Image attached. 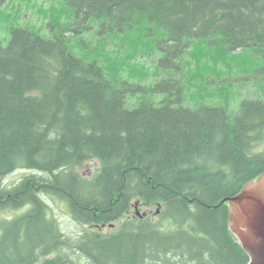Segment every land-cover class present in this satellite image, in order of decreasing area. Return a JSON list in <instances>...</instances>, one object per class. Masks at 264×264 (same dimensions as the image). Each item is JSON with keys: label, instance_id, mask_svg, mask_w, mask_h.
<instances>
[{"label": "trees", "instance_id": "trees-1", "mask_svg": "<svg viewBox=\"0 0 264 264\" xmlns=\"http://www.w3.org/2000/svg\"><path fill=\"white\" fill-rule=\"evenodd\" d=\"M60 1L67 30L11 28L0 42V211L24 210L0 221V264H248L220 202L264 172V86L233 105L193 101L182 58L199 42L217 60L249 51L264 62V0ZM90 28L144 30L157 70L174 72L149 87L109 78L68 49L67 33ZM90 161L99 168L86 180L76 168ZM17 170L34 174L7 185Z\"/></svg>", "mask_w": 264, "mask_h": 264}, {"label": "rangeland", "instance_id": "rangeland-1", "mask_svg": "<svg viewBox=\"0 0 264 264\" xmlns=\"http://www.w3.org/2000/svg\"><path fill=\"white\" fill-rule=\"evenodd\" d=\"M49 23L59 24L67 30V25L71 24L69 7L60 0H0V42L3 46L7 45L11 28L26 27L45 38L51 37L52 32L58 35L57 28L52 30L53 25L49 26ZM67 35H71L69 51L88 61H97L109 78L116 77L131 84L149 87L174 72L169 69L157 70L162 53L154 44L156 38L146 37L144 30L136 29L126 34L100 37L96 35L94 28H90L79 35ZM208 50L212 49L207 44L194 42L182 58V69L191 100L210 105H233L239 98L262 97L264 62L260 57L249 51H236L235 54L240 55H236L235 60L224 61L212 57ZM154 96L158 101L163 98L162 95ZM98 168L97 161H90L77 167L76 171L90 180ZM30 174L34 173L17 170L5 183L13 185L24 175ZM48 204L50 213L58 220L65 234L76 237L81 233L84 228L71 220L65 204L52 199L48 200ZM154 210L150 212L147 208L141 209L140 213H153ZM23 211H0V221L14 219ZM119 225L120 223H116L112 228L102 227L100 232L113 233Z\"/></svg>", "mask_w": 264, "mask_h": 264}, {"label": "water", "instance_id": "water-1", "mask_svg": "<svg viewBox=\"0 0 264 264\" xmlns=\"http://www.w3.org/2000/svg\"><path fill=\"white\" fill-rule=\"evenodd\" d=\"M220 204H227L229 231L247 254L248 264H264V172Z\"/></svg>", "mask_w": 264, "mask_h": 264}, {"label": "flooded vegetation", "instance_id": "flooded-vegetation-1", "mask_svg": "<svg viewBox=\"0 0 264 264\" xmlns=\"http://www.w3.org/2000/svg\"><path fill=\"white\" fill-rule=\"evenodd\" d=\"M140 209H143V208H142V206H141V208H140ZM147 213H148V212H144V214H147Z\"/></svg>", "mask_w": 264, "mask_h": 264}]
</instances>
